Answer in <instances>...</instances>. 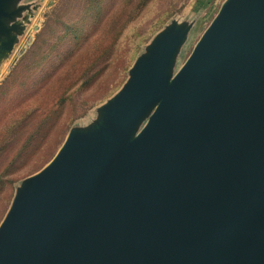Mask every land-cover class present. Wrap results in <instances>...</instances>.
I'll return each instance as SVG.
<instances>
[{"label":"water","instance_id":"95a60500","mask_svg":"<svg viewBox=\"0 0 264 264\" xmlns=\"http://www.w3.org/2000/svg\"><path fill=\"white\" fill-rule=\"evenodd\" d=\"M41 0H0V65ZM166 25L16 188L0 264H264V0H226L181 68Z\"/></svg>","mask_w":264,"mask_h":264},{"label":"rangeland","instance_id":"374dc122","mask_svg":"<svg viewBox=\"0 0 264 264\" xmlns=\"http://www.w3.org/2000/svg\"><path fill=\"white\" fill-rule=\"evenodd\" d=\"M91 1L41 0L13 52L0 65V149L5 147L0 173L12 159L16 162L9 173L6 167L0 174L10 182L0 194V222L20 183L49 163L71 129L86 128L97 119L99 108L121 89L134 61L156 34L174 22L191 26L175 73L226 0H154L125 29L112 66L88 89H70L63 109L57 108L62 93L56 80L60 66L92 33L89 21L107 13L87 12ZM164 11L174 12L167 17ZM46 83L49 87L42 90Z\"/></svg>","mask_w":264,"mask_h":264},{"label":"trees","instance_id":"16d2710c","mask_svg":"<svg viewBox=\"0 0 264 264\" xmlns=\"http://www.w3.org/2000/svg\"><path fill=\"white\" fill-rule=\"evenodd\" d=\"M153 1L154 0H118V2H116V0H108L107 4L102 5V1L93 0L90 2L92 4L87 3V12L94 13L95 11L103 9V11L107 13L100 17L99 15L95 16L89 21L93 27L92 33L87 36L78 49L66 59L62 67L60 66V71L56 76V80L62 86V93H60L58 97L57 108L63 109L68 99L67 92L70 89L74 86H76V90L88 89L106 69L112 66L117 57L120 39L125 29L133 23L145 9L150 7ZM173 12L168 13L164 11L163 15L169 17ZM69 63L70 65L67 66ZM72 79L74 80L69 82ZM68 82L69 84L65 88ZM48 87L49 83L42 90H46ZM3 152H5V147L0 149V154ZM15 163V159H12L8 166L3 168L1 173L6 171V167H8V172H6V174L9 173V169L12 168ZM9 183L10 182L6 180L3 175L0 176V194Z\"/></svg>","mask_w":264,"mask_h":264}]
</instances>
